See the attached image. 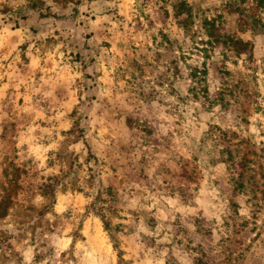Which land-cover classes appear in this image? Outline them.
<instances>
[{
  "label": "rangeland",
  "instance_id": "obj_1",
  "mask_svg": "<svg viewBox=\"0 0 264 264\" xmlns=\"http://www.w3.org/2000/svg\"><path fill=\"white\" fill-rule=\"evenodd\" d=\"M254 18L264 0H0V264H264Z\"/></svg>",
  "mask_w": 264,
  "mask_h": 264
},
{
  "label": "trees",
  "instance_id": "obj_2",
  "mask_svg": "<svg viewBox=\"0 0 264 264\" xmlns=\"http://www.w3.org/2000/svg\"><path fill=\"white\" fill-rule=\"evenodd\" d=\"M261 22V21H260ZM253 27H264V23L261 22L259 23V19L257 18H254L253 20ZM189 57V54L188 56ZM206 61H204V64H205ZM202 65L201 67H189V76L191 77L190 79L193 81V87L191 88L193 91H196V90H202V91H205L203 88H202V82L205 81V78H206V75L208 73V68L206 67V64L205 65Z\"/></svg>",
  "mask_w": 264,
  "mask_h": 264
}]
</instances>
